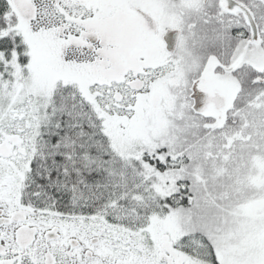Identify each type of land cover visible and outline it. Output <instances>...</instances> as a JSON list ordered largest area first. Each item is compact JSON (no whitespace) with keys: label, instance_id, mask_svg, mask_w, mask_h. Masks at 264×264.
Returning <instances> with one entry per match:
<instances>
[{"label":"snow or ice","instance_id":"obj_1","mask_svg":"<svg viewBox=\"0 0 264 264\" xmlns=\"http://www.w3.org/2000/svg\"><path fill=\"white\" fill-rule=\"evenodd\" d=\"M0 264H264V0H0Z\"/></svg>","mask_w":264,"mask_h":264}]
</instances>
